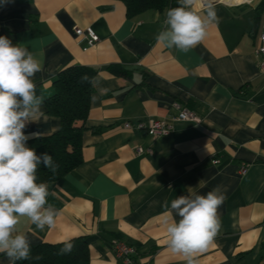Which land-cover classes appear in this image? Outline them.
<instances>
[{
  "label": "crops",
  "instance_id": "1",
  "mask_svg": "<svg viewBox=\"0 0 264 264\" xmlns=\"http://www.w3.org/2000/svg\"><path fill=\"white\" fill-rule=\"evenodd\" d=\"M227 3L214 4L218 23L186 53L157 42L165 15L148 9L128 16L121 0L0 4V36L29 48L43 66L33 79L44 115L26 134L59 130V118L45 113L59 71L96 69L82 161L48 183V202L59 210L55 225L40 231L21 217L17 233L31 245L84 236L89 264H124L113 252L115 238L136 248L133 264H185L167 247L164 221L179 220L170 203L189 188L199 195L218 188L225 195L221 227L199 264H264V72L256 54L264 0ZM75 27L92 28L99 40L89 46ZM175 104L201 123L176 120ZM152 119L170 123L171 133L152 139L135 126ZM0 264H9L4 253Z\"/></svg>",
  "mask_w": 264,
  "mask_h": 264
},
{
  "label": "clouds",
  "instance_id": "2",
  "mask_svg": "<svg viewBox=\"0 0 264 264\" xmlns=\"http://www.w3.org/2000/svg\"><path fill=\"white\" fill-rule=\"evenodd\" d=\"M7 2L0 0V4ZM178 2L180 6L168 10L166 28L158 32L156 40L166 48L186 53L204 40L208 27L218 23V17L213 0ZM21 45L0 36V253L6 254L9 264L31 258V241L16 231L21 217L43 231L53 227L59 216V210L48 202V184L37 182L38 165L53 172L58 166L48 152L38 155L27 146V141L39 133L24 131L29 123L44 115L45 98L38 94L33 79L43 66L34 52ZM81 81L94 84L95 79L84 75ZM224 200L225 195L218 188L206 195L189 188L187 195L171 201L170 208L179 217L178 221L167 217L164 221L167 247L172 254L181 256L185 264H199L197 257L213 243L220 230L217 210ZM164 206L168 207V203ZM60 243V254L72 252V238Z\"/></svg>",
  "mask_w": 264,
  "mask_h": 264
},
{
  "label": "trees",
  "instance_id": "3",
  "mask_svg": "<svg viewBox=\"0 0 264 264\" xmlns=\"http://www.w3.org/2000/svg\"><path fill=\"white\" fill-rule=\"evenodd\" d=\"M128 16L137 15L153 9L167 16L171 8L180 6L178 0H121ZM108 69L117 75H126V70L110 65ZM96 69L90 66L73 65L58 72L52 81L53 94L46 100L45 113L60 120L59 130L32 138L27 146L35 149L37 154L48 152L58 166L51 169L38 165L37 182L51 183L61 178L68 171L79 165L81 158V136L84 121L89 112L90 96L93 83L82 82L87 75L93 79ZM74 248L71 253L60 254L62 243L42 242L31 245L30 259L17 261L16 264H89V250L86 238H72Z\"/></svg>",
  "mask_w": 264,
  "mask_h": 264
},
{
  "label": "built area",
  "instance_id": "4",
  "mask_svg": "<svg viewBox=\"0 0 264 264\" xmlns=\"http://www.w3.org/2000/svg\"><path fill=\"white\" fill-rule=\"evenodd\" d=\"M74 32L77 38H81L87 41L89 46L96 43L99 38L98 35L94 32V30L90 27L87 28H79L75 27ZM257 56L261 59V70L264 72V18H262V32L260 35V44L256 49ZM175 108L178 110L177 115L175 116L176 120H182L187 122H192L195 124L201 123V118L195 114V112L187 109L181 108L178 104L174 105ZM124 128H131L132 124L129 122H124ZM137 129L144 130L148 136L152 139H156L162 136H167L172 131V125L164 120L159 119H152L148 122H138L136 125ZM150 153V150H148ZM213 163H218L217 159L213 160ZM246 167L241 166L239 169L240 173H245ZM112 249L114 254L122 260L124 264H133L135 256L137 254V250L133 245L126 243L120 239H114L112 241Z\"/></svg>",
  "mask_w": 264,
  "mask_h": 264
},
{
  "label": "bare ground",
  "instance_id": "5",
  "mask_svg": "<svg viewBox=\"0 0 264 264\" xmlns=\"http://www.w3.org/2000/svg\"><path fill=\"white\" fill-rule=\"evenodd\" d=\"M219 1H224V3L228 2L227 4H229V3H234V2L240 1V0H219Z\"/></svg>",
  "mask_w": 264,
  "mask_h": 264
},
{
  "label": "water",
  "instance_id": "6",
  "mask_svg": "<svg viewBox=\"0 0 264 264\" xmlns=\"http://www.w3.org/2000/svg\"><path fill=\"white\" fill-rule=\"evenodd\" d=\"M220 2L219 0H213V4Z\"/></svg>",
  "mask_w": 264,
  "mask_h": 264
}]
</instances>
